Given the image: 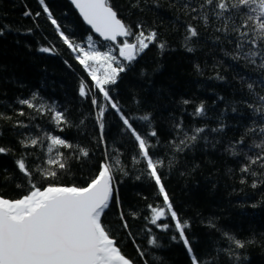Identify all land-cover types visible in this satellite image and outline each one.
I'll return each mask as SVG.
<instances>
[{
	"label": "trees",
	"instance_id": "obj_1",
	"mask_svg": "<svg viewBox=\"0 0 264 264\" xmlns=\"http://www.w3.org/2000/svg\"><path fill=\"white\" fill-rule=\"evenodd\" d=\"M200 2L110 0L118 17L134 31L137 24L156 30L159 40L166 42V49L161 53L155 44L150 45L130 70L121 73L117 84L109 87L111 95L125 114L133 118L131 122L140 133L146 134L152 129L157 132L156 137L149 139L156 144L153 149L156 158L164 162L158 171L175 210L190 224L186 235L196 255L209 264H264V183H259L264 177L242 174L241 163H246L243 156L234 157L225 151L227 143L239 139L244 127L251 124L250 110L239 103L248 97L238 91L241 82L236 73L256 77L224 55L221 49L230 50L232 45L215 31L220 24L218 20H210L206 27L199 19L192 18L199 13L183 7L186 3L198 7ZM45 4L61 30L76 43L86 46V38L92 36L96 46L106 50L103 45L108 42L91 32L67 0H45ZM26 12L31 15H25ZM189 24L200 33L190 42L192 52L184 46ZM0 26L4 27V34L0 35V113L10 117L0 118V146L13 150L7 155L0 154V196L18 199L27 192V179L16 164L22 154L31 153L26 156L29 165L46 167V149L23 148L20 141L26 137L39 139L48 133L89 151L88 157L77 160L72 149H59L69 157L67 171L58 170L55 180L37 175L38 185L85 186L97 173L107 150L128 173L124 175L119 169L114 170L120 205L113 202L102 218L113 229L123 254L134 264H144L145 260L149 264H191L182 241L171 240V230L161 232L145 219L151 214L148 205L161 206L163 197L155 182L141 174L145 163H133L132 157L138 152L136 142L123 127L119 115L110 108L105 113V141H99L96 109L91 99L80 97L78 91L82 81L89 87L92 81L75 59L76 54L60 39L39 0H0ZM217 36L221 37L220 41L216 40ZM41 47L53 51L43 53L39 51ZM217 73L225 79H216ZM34 94L36 99L33 100ZM96 98L106 103L99 93ZM21 99L32 100L37 106L55 107L64 112L68 124L62 126L61 131L51 121L47 109L41 114L21 105L18 102ZM184 100L190 103L184 104ZM201 104L206 115H193ZM234 104L238 109L236 113L231 111ZM21 111L24 116L19 115ZM144 114H150L151 126L138 119ZM17 121L28 127L14 126ZM221 123L224 125L221 132H211ZM177 124H182L179 131ZM205 126L206 132L201 135L207 136V143L199 139L192 147L175 151L184 130L191 134L192 129ZM251 140L249 137L246 143ZM47 143L45 138L44 144ZM137 175L140 179H136ZM242 176L245 183H241ZM254 180L258 182L256 188L251 187ZM18 184L22 187L18 188ZM121 214L128 221L131 235L121 226ZM148 229L152 230L151 234ZM225 232L241 241H253L246 243L243 249L231 245L239 254V260L221 251L229 247ZM150 235L157 237L159 248L147 244ZM137 245L145 251L144 260L136 251ZM154 257H159V261Z\"/></svg>",
	"mask_w": 264,
	"mask_h": 264
},
{
	"label": "snow or ice",
	"instance_id": "obj_2",
	"mask_svg": "<svg viewBox=\"0 0 264 264\" xmlns=\"http://www.w3.org/2000/svg\"><path fill=\"white\" fill-rule=\"evenodd\" d=\"M39 3L43 5V12L47 14L48 20L59 32L60 39L76 54L75 59L92 81V87L82 81L78 91L80 97L90 98L93 108L96 109L99 141L101 143L105 141V113L110 108L119 115L123 127L136 142L138 152L132 157L133 163L140 164L141 161L145 163L141 174L149 176L155 182L159 194L163 197L161 206L148 205L151 214L145 219L161 232L171 230L173 232L171 240L182 241L191 264H209L208 261H202L194 252L186 235V229L190 228V224L187 220L181 219L162 182L158 169L164 166V162L156 158L153 151L156 144L149 139L156 137L157 132L152 129L146 134L140 133L131 122L133 118L125 114L119 102L111 95L112 89L109 87L117 84L121 73L130 70L150 45L155 44L162 53L166 49V42L159 40V33L156 30L148 29L143 24H137L134 31L118 17L110 0H71V4L79 11L83 21L102 38L103 42H108L107 45H103L106 50H101V47L96 46L97 42L93 37L88 36L86 46H81L61 30V25L53 18L45 0H39ZM183 7L199 13L192 18L199 19L206 27L210 20H218L220 24L215 27V31L221 33L225 41L232 45L230 50L221 49L224 55L236 66L247 68L250 73L255 74L256 78L253 79L251 75L236 73L241 82L238 91L248 97L239 103L250 110L251 124L244 127L239 139L227 143L225 151L234 157L243 156L246 163H241L242 174L254 178L264 177V0H201L198 7L187 3ZM25 15L31 13L26 12ZM39 15L40 13H36V16ZM3 34L4 27L0 26V35ZM199 36L197 27L189 24L184 37L187 51H194L190 42ZM220 39V36L216 37L217 41ZM39 51L48 53L53 49L41 47ZM196 68L199 71V65ZM216 79L224 80L225 77L217 73ZM96 93H99L106 103H101L96 98ZM34 99H36L35 94ZM18 102L41 114L47 109L51 121L61 131H63L62 126L68 124L64 112L57 111L55 107L44 104L37 106L29 99H21ZM183 103L188 104L190 101L184 100ZM231 111L234 113L238 111L235 104ZM19 115L24 116L25 113L21 111ZM193 115L205 116L204 105H199ZM254 117H258V120ZM0 118L10 119L3 113H0ZM138 119L151 126L150 114H144ZM14 126L28 127L22 121H17ZM175 127L179 131L182 129V124H177ZM223 127L221 123L219 127L212 128L211 132H221ZM205 132L206 126L192 129L191 134L184 130L183 138L180 139L175 151L181 152L185 148H190L199 139H204L207 143V136L201 135ZM249 137H252L251 143H246ZM45 138L48 141L47 145L44 144ZM20 144L23 148H45L46 167L40 164L29 165L26 156L31 153L22 154L16 161L29 187L18 199L0 197V264H134L118 246L113 229L102 220L111 203L120 205L114 170L119 169L124 175L128 173L124 171L119 160L106 150L105 158L99 165L97 173L86 182L85 186L55 183L38 185L35 182L37 175L42 179L55 180L58 170L67 171L69 157L59 149H72L77 160L88 157L89 151L48 133L39 139L26 137L20 141ZM12 151L11 148L0 146V154L7 155ZM136 179H140V175H137ZM245 182L242 176L241 183ZM259 183H264V180H259ZM257 186L258 182L254 180L251 187ZM17 187L22 185L18 184ZM133 218H136L135 214ZM120 220L122 228L131 235L128 221L123 214ZM210 226L215 227V225ZM148 232L151 234L152 230L148 229ZM223 235L229 241V247L221 251H225L230 257L235 256L236 260H239L240 256L231 245L234 244L236 249H243L246 243H253V241L238 240L226 232ZM147 244L154 248L160 247L155 235H150ZM136 251L141 260H144L145 251L139 245L136 246ZM154 260L158 262L159 257H154ZM144 264L149 262L145 260Z\"/></svg>",
	"mask_w": 264,
	"mask_h": 264
},
{
	"label": "water",
	"instance_id": "obj_3",
	"mask_svg": "<svg viewBox=\"0 0 264 264\" xmlns=\"http://www.w3.org/2000/svg\"><path fill=\"white\" fill-rule=\"evenodd\" d=\"M68 2H69V4L70 5H72L71 4V0H67ZM73 6V8L75 9V11L78 13V15H79V11L75 8V6L74 5H72ZM79 17L82 19V21H83V18L79 15ZM83 23L91 30V32L97 37V38H99L101 41H102V38H100V37H98V34H96V33H94L93 31H92V29L90 28V26L89 25H87L84 21H83ZM122 39V38H121ZM1 197V196H0ZM112 204V203H111ZM111 204H110V206H111ZM107 211V210H106ZM103 218V217H102Z\"/></svg>",
	"mask_w": 264,
	"mask_h": 264
}]
</instances>
